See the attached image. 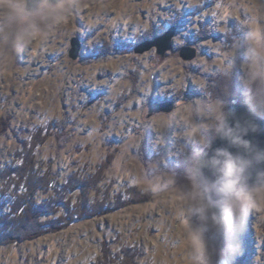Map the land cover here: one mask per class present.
<instances>
[{"label": "rangeland", "instance_id": "obj_1", "mask_svg": "<svg viewBox=\"0 0 264 264\" xmlns=\"http://www.w3.org/2000/svg\"><path fill=\"white\" fill-rule=\"evenodd\" d=\"M77 3L78 12L64 25L10 64H0V173L20 163L16 153L37 128H44L48 135L35 155L42 172L47 163L52 165V187L40 189L36 201L50 200L73 174H95L110 157L104 179L87 192L89 206L101 200L110 206L129 187L145 192L157 175L163 183L165 162L181 170L179 158L173 155L175 133L181 127L173 122L161 136L152 125L163 127L174 111L187 109L188 101L205 95L195 85L200 76L208 80V91L224 98L226 108L231 105L228 95L219 91L223 79L205 73L200 64L218 55L214 49L221 42L229 50L243 30L230 17L229 0H204L199 6H193L194 0ZM254 3L264 12V0H235L239 19L251 14ZM221 24L230 32H221ZM172 26L176 27L173 46L164 56L155 47L143 54L135 52L139 43L163 35ZM75 36L82 43L78 59L69 55ZM183 49H195L196 56L185 60ZM242 60L241 49L230 80L232 92L238 86ZM168 103L173 109L162 111ZM153 161L161 162L159 173L149 169ZM3 189L0 174V193ZM81 193L80 188L70 193L71 205ZM181 199L175 189L151 193L148 200L0 245V264H190L186 222L176 215ZM8 212L7 206L4 213ZM66 213L67 208L60 206L41 220ZM240 239L242 252L231 264H264V209L249 213ZM213 261L219 264L218 257Z\"/></svg>", "mask_w": 264, "mask_h": 264}, {"label": "clouds", "instance_id": "obj_2", "mask_svg": "<svg viewBox=\"0 0 264 264\" xmlns=\"http://www.w3.org/2000/svg\"><path fill=\"white\" fill-rule=\"evenodd\" d=\"M203 2L194 0L193 6ZM228 6L242 35L229 50L219 43L214 49L218 55L200 65L205 73L223 79L221 91L229 95L235 58L242 49L236 90L245 110H228L224 98L208 91V80L200 76L195 85L205 95L188 101L187 109L174 111L163 127L152 125L161 136L173 122L181 127L175 133L173 153L181 170L165 162L163 183L157 175L143 191L153 195L178 191L182 199L176 215L186 222L190 264H214L213 257L219 258V264H231L242 252L240 236L249 213L264 209V127L260 123L264 121V12L254 3L251 14L241 20L235 0H229ZM78 9L77 0H0V64H10ZM219 30L230 32L226 24ZM216 141L220 143L215 145ZM149 169L159 173L161 162H151Z\"/></svg>", "mask_w": 264, "mask_h": 264}, {"label": "trees", "instance_id": "obj_3", "mask_svg": "<svg viewBox=\"0 0 264 264\" xmlns=\"http://www.w3.org/2000/svg\"><path fill=\"white\" fill-rule=\"evenodd\" d=\"M208 34L205 33V36ZM219 91L221 92V86H219ZM233 91L226 101L229 104L243 103L238 91ZM46 131L48 130L37 128L31 139L24 143L22 150L16 153L20 163L15 167L11 166L1 170L5 189L0 193V245L33 239L46 231L62 229L77 219L101 215L131 203L148 200L151 196L150 192H142L138 187L132 186L126 189L124 195H117L116 202L110 206H106L102 200L89 206L87 192L96 188L98 183L104 179L105 169L112 161L108 157L107 161L98 167L95 174L87 177L80 174L71 175L61 189L56 190L50 200L38 203L35 199L36 193L40 189L52 187V165L50 162L47 164L42 162L41 164L47 165L46 170L42 172L37 166L38 161L35 155L36 147L43 143L48 135ZM79 188L83 193L79 194L78 202L71 205L70 193ZM10 199L12 201L8 204ZM7 206L9 212L4 213ZM60 206L67 208L66 215L48 221L41 220L42 215L54 213Z\"/></svg>", "mask_w": 264, "mask_h": 264}, {"label": "water", "instance_id": "obj_4", "mask_svg": "<svg viewBox=\"0 0 264 264\" xmlns=\"http://www.w3.org/2000/svg\"><path fill=\"white\" fill-rule=\"evenodd\" d=\"M176 32V27L172 26L167 32H165L163 35H160L152 40H145L141 43H139L136 48L135 52L138 54H143L152 48H157L158 53L161 56H164L167 51L172 49V40ZM81 41L78 37H73L71 40V48L69 51V55L72 59H78L80 55V50H81ZM182 57L185 60H192L196 56V50L195 49H183L182 52ZM162 111L165 112H170L173 109V104L168 103L166 105L162 106ZM228 110L231 111H238V112H243L245 110L244 104L243 103H233L227 107ZM262 127H264V121L260 122ZM220 141H216L215 145H218ZM214 145V146H215Z\"/></svg>", "mask_w": 264, "mask_h": 264}]
</instances>
